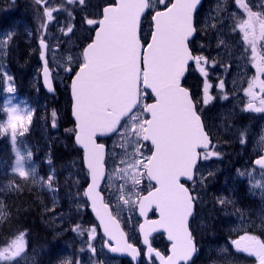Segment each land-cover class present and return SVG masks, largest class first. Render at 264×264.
I'll list each match as a JSON object with an SVG mask.
<instances>
[{
  "label": "rangeland",
  "instance_id": "obj_1",
  "mask_svg": "<svg viewBox=\"0 0 264 264\" xmlns=\"http://www.w3.org/2000/svg\"><path fill=\"white\" fill-rule=\"evenodd\" d=\"M18 1L12 4L11 0H0V217L3 212L1 205L5 202L2 198L6 193L16 189L29 191L28 196L34 199L37 208L35 216L43 227L47 225L50 230L46 231L47 235L51 232L54 237L65 241L57 247L52 246L56 247V254L48 257L47 264H128L111 257L103 248L104 240L88 210L84 195L88 174L83 166L82 153L67 152L65 156L71 157L70 161L50 164L48 153L42 143L39 144V135L51 132L57 146L72 149L69 141L73 140L74 125L64 126L69 86L65 69L69 66V56L73 57L74 70L78 68V62H82L80 46L88 42L94 26L86 24L87 18L77 22L68 21L65 16L69 10L64 5L66 0L60 3L57 0H41L45 7V19L38 27L37 24L31 26V29L35 28L32 36H35L36 45L31 49L29 46L33 38L30 36V26L28 22H23V10L18 7ZM242 2L247 8L241 7L237 0H206L198 15L200 41L196 43V52L197 56L206 60L199 66L195 63L187 79L214 140L213 148L207 152L217 155L205 159L206 152L203 153L198 175L191 185L197 202V215L192 220L191 228L199 248L198 256L191 264H259L255 255L234 250L232 241L245 234L264 241V171L254 165V160L262 155L264 149V111L247 108L249 103L254 108L264 107L260 103L264 99V92L258 84L252 89L255 97L245 91L257 76V64H264V34L260 30V21L264 20V0ZM151 5L152 13L160 7L158 0H151ZM8 6L13 9L10 10ZM46 11L52 13V20L47 19ZM249 12L254 15L250 16ZM69 26L73 28L72 32H68ZM42 38L49 44V60L61 70L55 79L57 94L50 100L40 88L41 68L34 56L40 53L37 41ZM253 41L255 55L252 51ZM55 47L58 48L57 52ZM200 67L205 72H201ZM259 79L264 80V74ZM221 82L223 88L220 87ZM206 85L209 100L204 104ZM10 86L14 88L11 93L7 91ZM147 101L144 97L141 107ZM12 107L27 109L32 113L30 123L25 111L17 113L24 119L16 121L15 141L11 128H4L9 119L7 110ZM54 111L55 117L52 115ZM143 118L147 119V116ZM123 131L121 128L115 137L107 141L108 173L104 194L132 241L137 243V203L124 204L120 196L123 194L127 199L130 191H140L143 195L150 187L144 178L138 189H132L130 185L124 186V181L117 175L118 169L125 166L121 161L128 159L125 153L133 151L134 147L129 144L121 148ZM241 133L244 134V144L240 143ZM140 147L143 156L151 154L152 148L147 143L141 141ZM18 154L24 158L22 164L23 170L28 173L26 177L13 171ZM49 177L51 188L47 186ZM122 186L123 193L118 191ZM136 199L132 197L133 201ZM18 226L8 223L0 230V251L9 249L12 241L23 233L4 234L3 231ZM77 226L82 231H74ZM92 228H95V238L89 241L88 231ZM31 233L34 236L33 230ZM28 238L24 233L25 248L20 255L10 260H0V264L28 262ZM89 242L96 253L89 250ZM142 264L147 263L144 261ZM150 264L156 263L152 261Z\"/></svg>",
  "mask_w": 264,
  "mask_h": 264
},
{
  "label": "snow or ice",
  "instance_id": "obj_2",
  "mask_svg": "<svg viewBox=\"0 0 264 264\" xmlns=\"http://www.w3.org/2000/svg\"><path fill=\"white\" fill-rule=\"evenodd\" d=\"M79 2L83 4L84 0ZM158 2L164 10L156 11L152 17L154 27L146 47L141 44L138 29L141 15L152 8L148 0H119L115 6L103 9L102 19L86 21L87 25L98 27L95 28L92 42L88 43L82 52V62H78V70L75 71L70 85L76 121L74 132L77 143L83 146L84 160L91 173V183L84 195L92 200L95 207L99 196L96 191L98 183L104 177V145L97 144L94 138L97 133H115L121 127L124 129L121 148L124 149L129 144L134 147L133 151L125 153L128 159L121 161L125 166L118 169L117 175L124 181V186L130 185L132 189H138L142 179L146 178L152 190L143 196L140 191H130L127 199L123 194L120 199L124 204L138 203L141 215H146L153 205L160 215L159 220L147 222V226L140 225L144 237L143 244L147 246L146 255L151 260L154 254L161 264H191L197 248L188 230V218L192 215L195 198L180 181L181 178L193 180V172L200 158L198 149L207 150L211 145L190 93L181 85V78L189 61H194L199 66L206 60L204 57L193 56L188 47L189 37L195 31L193 14L199 0H175L170 6L168 0ZM237 2L241 7L247 8L242 0ZM46 15L49 21L53 19L50 11H46ZM249 15L254 14L249 12ZM260 30L264 34V20L260 21ZM72 31L73 28L69 26L68 32ZM40 46L42 49L47 48L43 39L40 40ZM252 51L255 55L254 41ZM41 54L43 56V52ZM67 63L69 66L65 71H74L73 57L69 56ZM44 71L45 82L51 90V84L47 80V67ZM200 71L205 72V69L200 67ZM261 74H264V64H257V76L245 90L251 97H255L252 89L257 84L264 92V80L259 79ZM8 80L11 81V78ZM220 87L223 88V82ZM207 89L206 85L204 104L209 100ZM146 90L154 94L155 102L141 107L140 101L143 100ZM7 91L11 93L14 88L10 86ZM260 103L264 105V99ZM247 108L257 112L264 111V107L254 108L252 103H249ZM7 111L9 119L4 128H11L12 139L15 141L16 121L24 119L17 113L25 111L29 123L32 113L19 107H12ZM145 114L149 115L150 119H144ZM52 115L55 117V111ZM243 135L241 133V144L245 143ZM130 137L132 139H129ZM141 141H150L153 150L149 156H143ZM214 155L217 153L206 151L204 158ZM23 159L17 155L13 171L18 172L21 177H26L28 173L23 170ZM255 163L264 167V157ZM47 186L51 188V177ZM118 191L123 193V186ZM133 196L137 198L135 201L132 200ZM103 207L107 209L106 205ZM115 223L111 216L108 217V222L101 217V224L109 236L106 246L112 252H130L135 257L139 250L126 241L121 243L123 233L113 231L109 227ZM157 228L165 229L169 240L172 241L171 255L167 257L151 247L149 236ZM74 231L82 230L77 226ZM94 234L95 228L88 231L89 241L95 238ZM112 240L116 241L117 247L111 246ZM232 244L237 251L255 255L259 264H264V241L258 237L245 234L232 241ZM24 248V233H20L9 249L0 251V260H10L20 255ZM88 248L93 253L96 252L90 242Z\"/></svg>",
  "mask_w": 264,
  "mask_h": 264
},
{
  "label": "trees",
  "instance_id": "obj_3",
  "mask_svg": "<svg viewBox=\"0 0 264 264\" xmlns=\"http://www.w3.org/2000/svg\"><path fill=\"white\" fill-rule=\"evenodd\" d=\"M147 34L146 27H144V35ZM185 86L191 88V86L188 84V79L184 82ZM193 92V91H192ZM194 98L196 99L195 93L193 92ZM67 98V111L65 112L64 115V121L65 125L64 126H72L73 125V120L70 115V97L69 93L66 95ZM49 99V98H48ZM50 100V99H49ZM46 103V102H45ZM199 112L203 116L202 110L199 108ZM204 118V117H203ZM46 128L48 129L47 124H45ZM51 128V127H50ZM52 129V128H51ZM51 133V132H50ZM48 133L47 135L40 134V142L39 144L42 143V146L46 150V152L49 155V163L53 164V162L61 164V161H70L69 158L71 157H66L65 154L67 152L73 154L76 152L79 153L80 151L77 150V148L74 145L73 140L69 141V145L71 146L72 149L69 148V150H65L63 145H56V142H53L52 134L50 135ZM60 133V132H58ZM45 139V140H43ZM50 143V144H49ZM38 145V144H37ZM77 156V155H76ZM63 161V162H64ZM29 191H19L18 189L13 190L11 193H6L2 198L3 201L1 205L2 213L0 217V230L10 224L12 225H20L18 227H13L10 229H6L3 231L4 234L12 232H23L28 235V242H27V251L29 250V254L27 255L28 262H18L15 264H47L48 263V257H50L53 253L56 254L55 248L60 244V243H65V241L58 237H54L51 232L50 235H47L46 231H50L47 225L43 227L42 222L38 221V218L36 215V204L34 199L28 196ZM31 194V193H30ZM63 196V194H62ZM60 202H58L59 204ZM36 221H33V220ZM32 228V229H31ZM13 229V230H11ZM32 230L34 232V236H32ZM39 242V245H36V243ZM56 247H52V246ZM52 247V248H51ZM66 255V252L64 253ZM63 254V255H64ZM58 255V254H57Z\"/></svg>",
  "mask_w": 264,
  "mask_h": 264
},
{
  "label": "water",
  "instance_id": "obj_4",
  "mask_svg": "<svg viewBox=\"0 0 264 264\" xmlns=\"http://www.w3.org/2000/svg\"><path fill=\"white\" fill-rule=\"evenodd\" d=\"M203 1H204V0H199V3L197 4V8H196V10L194 11V14H193V25H194V17H195V14H196V12L200 9V7H201ZM118 2H119V0H116V3H118ZM172 2H175V0H172ZM112 6H115V5H112ZM147 11H148V10H146V11L141 15L140 24H139V29H138V36H139V31H140L141 21H142V19H143V16L147 13ZM160 11H163V10H160ZM153 24H154V22H153ZM94 35H95V34H94ZM194 35H195V31H194L193 35H192L191 37H189V41H191V40L193 39ZM93 38H94V37H93ZM189 41H188V47H189ZM91 42H92V41H91ZM91 42H90V43H91ZM189 49H190V48H189ZM190 51H191V50H190ZM42 52H43V56H42V54H41V60H42V66H43V68H42V72H41L42 82H43V86H44L45 91H46L49 95H52V94H54V91H55L54 83H53V80H52V74H51L50 69H49L48 66H47V63H46V50L43 49ZM191 53H192V51H191ZM192 55H193V54H192ZM192 62H193V61H189L188 65L186 66L185 74H184V76L181 78V85H182V86H183V81H184V79L186 78V76H187V74H188V68H189V65H190ZM45 67H47V69H48V77H47V80H48V82L51 84V90H49V85H48V83L45 82V80H46V78H45V71H44V70H45ZM74 76H75V75H74ZM74 76H73V77H74ZM72 79H73V78H72ZM71 82H72V80H71ZM183 87L186 88L185 86H183ZM186 89H187V88H186ZM147 91L151 93L150 90H147ZM188 91H189V93H190L191 99H192V101H193V104H194V106H195V110H196V105H195V102H194V100H193V98H192L191 91H190L189 89H188ZM70 94H71V87H70ZM151 95L153 96V101H152L151 103H149V104H152V103L155 102L154 94L151 93ZM71 99H72V105H71L72 118H73V120H74V122H75V128H76V121H75V118H74V115H73V97H72V94H71ZM196 112H197V111H196ZM197 115H198V113H197ZM148 117H149L148 119H150V116H149V115H148ZM200 118H201V117H200ZM122 122H123V121H122ZM201 122H202V124H203V126H204V123H203V121H202V118H201ZM204 130H205V127H204ZM205 131H206V130H205ZM115 133H116V132H115ZM115 133H104V134L97 133L96 137L94 138V139H95V142H96L97 144H102V143H99V142H98V139L108 138V137H110V136H113ZM209 138H210V136H209ZM210 140H211V138H210ZM144 142H145V141H144ZM74 143H75V146H76L79 150H81V151L83 152V164H84L85 169H86L87 172H88V184H87V186H86V188H85V192H86V190H87V188H88V185L91 183V173H90L89 169L87 168V164H86V162H85V160H84L85 152H84L83 146L77 143L76 138H75V135H74ZM145 143H149V144L151 145L150 141H147V142H145ZM102 145H104V144H102ZM151 146H152V145H151ZM211 146H212V141H211V145H210L209 148H211ZM152 150H153V148H152ZM198 151L201 152V151H203V150L198 149ZM262 157H264V150H263V156H262ZM106 159H107V147H106V145H104V163H103L104 177H103V178L99 181V183H98V187H97V190H96V191L99 193V196H98V198H97V200H96L95 207H93V202H92V200H91L90 198L86 197V199H87V201H88V204H89L88 209H89L90 213L92 214L93 218L95 219V221L97 222V224H98V226H99V229H100V231H101V234L103 235V237H104L105 240H106V241H105V248H106V250H107L112 256L128 259V260L130 261L131 264H140V262H141V254H140V250H139V248H138L137 246H135V245H133V244H131V243L129 242L128 235H127L126 231L124 230V228H123L121 222H120V221H119V220L113 215V212H112V209H111L110 204H108V203L105 201V196H104V194H103L102 189H103V186H104V183H105V179H106V176H107ZM259 159H260V158H259ZM257 160H258V159H257ZM199 161H200V158L197 160V164H196V166H195V169H196L197 165L199 164ZM255 161H256V160H255ZM255 166H256L257 168H259V169H263V170H264V167H262V166H260V165H257L256 163H255ZM195 169H194V172H193V177H194V174H195ZM193 179H194V178H193ZM191 181H192V180H188L187 178H181V181H180V182L183 183V182H191ZM152 183L154 184V182H152ZM183 184H184V183H183ZM184 185H185V184H184ZM185 187H186V185H185ZM144 195H147V193L144 194ZM142 196H143V195H142ZM104 205L107 206V209H105V208L103 207ZM194 207H195V205H194V202H193V211H192V215H193V213H194ZM153 209L156 210V214L158 215V218H156V219H148V217L150 216V214H151V212H152ZM97 213H99V215H98ZM137 214H138V217L141 219V223H140V225H146V226H147V222H150V221H153V220H159V219H160L159 212H158V210L155 208L154 205H153L151 208L148 209L146 215H141V213H140V209H139V204H138V205H137ZM192 215L188 218V230H189V223H190V219H191ZM109 216H111L112 218H114V219H115V222H116L115 225H111V224H110L109 227H110L113 231H119V232H122V233H123V239H122L121 243H123V242L126 241L128 244H131L133 247H135L136 249L139 250V254H138V255H136V256L134 257L130 252H112V251H110V248L106 246V243L109 242V236L105 233V231H104V226L101 224V217L104 218L105 222H108V217H109ZM140 225H139V233H140V236H141V239H142V243H143V238H144V237H143V232H142L141 229H140ZM189 231H190V230H189ZM153 233H159V234H164V235H165L166 240L170 243V247H169V252H170V253H169V255H171L172 241L169 240V238H168V232H167L165 229H163V228H157L155 231H152L150 235H152ZM237 239H239V238H237ZM237 239H235V240H237ZM110 243H111V246H112V247H117V246H118L115 240L110 241ZM145 246H146V245H145ZM195 246H196V245H195ZM151 247H152V246H151ZM233 247L235 248L234 245H233ZM152 248H153V247H152ZM153 249H154V248H153ZM235 249H236V248H235ZM154 250H156V249H154ZM156 251H158V250H156ZM159 252H160V251H159ZM239 252H243V251H239ZM146 253H147V246H146ZM160 253H161V252H160ZM245 253H246V252H245ZM195 254H196V253H194L192 259L194 258ZM161 255H163V254L161 253ZM169 255H168V256H169ZM163 256H164V255H163ZM153 257L155 258L157 264H161V261L159 260V258L155 257L154 254H153ZM165 257H166V256H165ZM146 259L149 260V258H148L147 255H146Z\"/></svg>",
  "mask_w": 264,
  "mask_h": 264
},
{
  "label": "flooded vegetation",
  "instance_id": "obj_5",
  "mask_svg": "<svg viewBox=\"0 0 264 264\" xmlns=\"http://www.w3.org/2000/svg\"><path fill=\"white\" fill-rule=\"evenodd\" d=\"M18 0H11L12 4L17 3ZM58 3L61 2V0H57ZM20 4L18 5V7L20 8V10H23V14H22V18H23V22H28V26H30V33H31V37L33 38L32 40V48H34V38L35 36H32V33L34 34L35 32V28L33 27V29H31V26L34 24L38 25L44 21L45 19V13H44V9L45 7L43 6V3L41 0H39V2H37L36 0H20L18 1ZM115 3V0H84L83 4H81L79 2V0H66L65 2V6L68 7V12L65 15L68 21H80L81 19H94V20H100L102 18V12L103 9L106 6L112 5ZM5 6V5H4ZM8 8L11 10L13 9L12 6H8ZM71 9V10H70ZM162 9V8H158ZM59 12H56V15ZM20 16V15H17ZM21 17V16H20ZM59 16H57L58 19ZM56 19V20H57ZM196 25L197 28H199L198 25V21L196 19ZM98 27V25L94 26L91 28V38L90 40L82 47L80 46V49L82 50L92 39V35L94 34L95 28ZM198 38V37H197ZM197 42V41H196ZM55 51H58V48L55 47ZM53 63L51 62V65ZM53 71L55 73H59V71L55 70V66L52 67ZM73 73V71H72ZM155 216L153 215L152 218H154ZM139 239V242H138ZM138 239H137V246L140 248L141 254H142V258H144L145 255V248L143 247L141 240H140V236L138 234ZM150 243L152 246H154L155 248L159 249L160 251H162L164 254H168V243L166 242L165 238L163 235H159V234H153L150 236ZM103 246H104V241H103ZM96 253V252H95ZM94 254V253H93Z\"/></svg>",
  "mask_w": 264,
  "mask_h": 264
}]
</instances>
